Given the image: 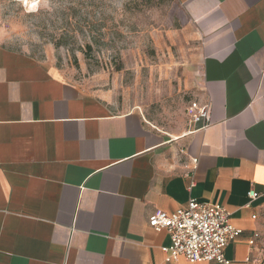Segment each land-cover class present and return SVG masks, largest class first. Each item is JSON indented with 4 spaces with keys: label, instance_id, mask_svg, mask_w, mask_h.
<instances>
[{
    "label": "crops",
    "instance_id": "obj_1",
    "mask_svg": "<svg viewBox=\"0 0 264 264\" xmlns=\"http://www.w3.org/2000/svg\"><path fill=\"white\" fill-rule=\"evenodd\" d=\"M177 1L201 37L199 93L209 104L208 120L183 137L0 42V264H218L166 261L169 233L148 224L191 198L231 212L242 233L225 255L254 264L264 213V197L249 196L264 190V0Z\"/></svg>",
    "mask_w": 264,
    "mask_h": 264
},
{
    "label": "rangeland",
    "instance_id": "obj_2",
    "mask_svg": "<svg viewBox=\"0 0 264 264\" xmlns=\"http://www.w3.org/2000/svg\"><path fill=\"white\" fill-rule=\"evenodd\" d=\"M0 6V42L50 61L66 77L109 92L113 108L140 111L183 137L201 90V37L177 0H43L28 13ZM254 264H264L262 234Z\"/></svg>",
    "mask_w": 264,
    "mask_h": 264
},
{
    "label": "built area",
    "instance_id": "obj_3",
    "mask_svg": "<svg viewBox=\"0 0 264 264\" xmlns=\"http://www.w3.org/2000/svg\"><path fill=\"white\" fill-rule=\"evenodd\" d=\"M26 12L39 10L43 0H12ZM193 122L208 120L209 104L196 105ZM184 152V150H181ZM198 158H191L186 167L195 170ZM189 173V176H192ZM194 184L192 181L191 186ZM252 199L264 197V190H251ZM253 217L256 218V215ZM148 224L156 231L166 230L170 243L162 247L166 261H176L184 257L190 262L213 261L218 264H231L225 255L226 246L237 239L242 229L231 221V212L219 203L200 201L191 198L189 202L174 211L157 210L149 216ZM255 238L259 237L256 233ZM254 240H251L253 243Z\"/></svg>",
    "mask_w": 264,
    "mask_h": 264
}]
</instances>
